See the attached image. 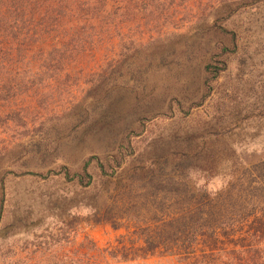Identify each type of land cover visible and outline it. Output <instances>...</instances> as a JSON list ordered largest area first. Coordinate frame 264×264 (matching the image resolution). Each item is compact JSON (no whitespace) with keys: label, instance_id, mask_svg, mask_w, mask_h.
Masks as SVG:
<instances>
[{"label":"rangeland","instance_id":"374dc122","mask_svg":"<svg viewBox=\"0 0 264 264\" xmlns=\"http://www.w3.org/2000/svg\"><path fill=\"white\" fill-rule=\"evenodd\" d=\"M234 11L230 20L211 23L238 39L215 82L205 84L202 28L187 25L183 37L170 36L156 49L151 63L146 56L128 59L106 103L86 98V80L97 79L87 70L68 86L72 94L37 109L40 118L25 136L0 130L13 148L0 146V264L93 262L90 242L105 249L126 234L93 224V214L115 199L226 195L264 158V1ZM124 147L135 155L112 177L93 161L90 185L40 177L62 168L81 172L95 158L111 173L108 159ZM108 263L180 264L162 255Z\"/></svg>","mask_w":264,"mask_h":264},{"label":"trees","instance_id":"16d2710c","mask_svg":"<svg viewBox=\"0 0 264 264\" xmlns=\"http://www.w3.org/2000/svg\"><path fill=\"white\" fill-rule=\"evenodd\" d=\"M262 1L0 0V130L25 136L40 118L37 109L72 94L68 86L87 70L97 79L86 80V98L106 103L128 59L146 56L151 63L156 49L170 36L183 37L179 32L187 25L202 28L198 48L209 56L205 84L215 82L238 39L236 32L212 21H228L235 9ZM11 150L12 144L5 146V152ZM134 155L131 148H122L108 159L111 173L95 158L81 172L62 168L40 177L61 176L90 185L93 161L102 175L112 177ZM4 203L2 196L0 214ZM93 218L94 225H110L126 234L105 249L90 242L86 252L96 259L85 264L154 255L175 257L180 264H264V158L245 169L226 195L120 196Z\"/></svg>","mask_w":264,"mask_h":264}]
</instances>
